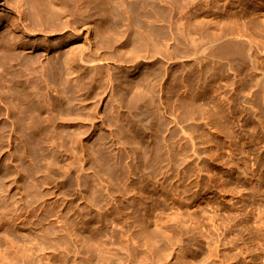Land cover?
<instances>
[{
	"label": "rangeland",
	"instance_id": "rangeland-1",
	"mask_svg": "<svg viewBox=\"0 0 264 264\" xmlns=\"http://www.w3.org/2000/svg\"><path fill=\"white\" fill-rule=\"evenodd\" d=\"M13 1L0 0V39ZM164 1L155 6L160 20ZM170 3L173 26L159 21L154 40L131 41L122 55L101 43L96 15L63 46L99 52L101 66L89 72L80 60L60 89L47 77L46 129L16 138L11 150L3 142L0 264H264V196L237 184L222 148L237 133L239 78L249 87L255 67L264 73V0ZM50 30L42 33L47 67L71 34ZM227 38L247 39V53L220 55ZM263 101L259 94L254 108L264 121Z\"/></svg>",
	"mask_w": 264,
	"mask_h": 264
},
{
	"label": "bare ground",
	"instance_id": "bare-ground-1",
	"mask_svg": "<svg viewBox=\"0 0 264 264\" xmlns=\"http://www.w3.org/2000/svg\"><path fill=\"white\" fill-rule=\"evenodd\" d=\"M13 2L16 11L12 12L13 17L8 25L6 24V34H2L0 39V112L3 109L6 114L4 118H0V151L3 150V142H5L6 148L11 150L16 138H24L23 136H29L32 133H42L46 129L44 122H46L47 115L51 114L52 116L53 113L49 108L47 109L45 98L47 77L52 78L53 84L50 87L54 85L55 88L60 89L63 85L64 73H66L65 75L67 73L75 74L76 70L79 69L80 60L81 63L82 61L86 63L84 67L89 72H95L101 66V58L99 57L101 55L99 52L98 54L94 53L95 50H92L93 52L87 51L88 49L82 51L77 44L64 50L63 46H66L72 39H77L76 32L80 23L85 22L86 24L93 19L91 17L96 15L101 43L112 46L116 44L118 48L114 47L112 51L115 55H122L124 51L122 48L131 41H133V45L143 46L145 41L154 40L152 29L156 28L159 21H164L167 26L174 24L171 0L168 6L169 11L166 12V17L162 20L158 18L157 7H155L159 2L162 4V0H17ZM173 3L174 1H172V5ZM27 13H31L30 23L34 18L37 20L36 25L40 27L42 33H45L47 29H52L54 32L60 30L61 32L64 28H69L71 33L64 35L60 41L55 43L52 62L49 63L50 66L47 63L48 67L45 65L46 61L44 64L43 57H45V51L49 46L45 44L42 33L40 41L37 42L33 39V35L36 33L32 34L34 27L28 23ZM257 23L260 24L261 22L257 20ZM243 33L246 35L245 32ZM166 37L169 38V35ZM86 41L88 42V40ZM222 41L216 48L220 55L241 56L245 55V52L247 53L248 46L246 47V43L248 40L245 38H227ZM84 45L81 44L79 47ZM36 48H39L41 52L33 55L35 56L33 59L30 54L32 49ZM98 49L101 50V48ZM132 50L135 51L133 48ZM255 71L253 73V81H255L253 85L247 87L241 76L234 89L237 104L231 112H233L237 133L235 138L234 136L228 137V142L222 147L224 163L233 164L237 184H249L252 199L259 194L264 196V121L254 108L255 99L259 94L264 95V73L259 72L257 67H255ZM47 110H50L51 113L48 112L46 115L45 111ZM221 110L223 123L226 126L229 114L224 108ZM260 206L262 207L260 219H263L264 200ZM256 236L258 237L259 234Z\"/></svg>",
	"mask_w": 264,
	"mask_h": 264
}]
</instances>
